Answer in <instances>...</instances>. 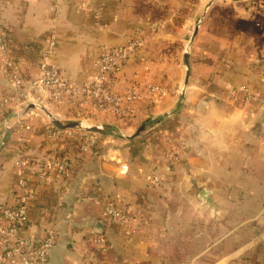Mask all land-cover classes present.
<instances>
[{
	"label": "crops",
	"instance_id": "obj_1",
	"mask_svg": "<svg viewBox=\"0 0 264 264\" xmlns=\"http://www.w3.org/2000/svg\"><path fill=\"white\" fill-rule=\"evenodd\" d=\"M194 2L189 7V0H0V26L25 82L36 76L43 60L76 84L90 82L101 48L141 37L143 50L118 80L157 82L170 89L154 107L139 104L127 124L102 115L83 119L67 106L47 108L42 123L50 122V115L63 124L111 127L110 135L100 133L96 155L87 154L81 163L73 162L72 143L48 142L37 120L19 141L15 113L22 107L10 104L4 111L0 204L15 203L18 147L33 160L67 154L72 161L67 180L37 192L20 234L53 232L49 264L92 259L90 237L97 222L103 223L109 246L99 264H264V39L246 36L241 48L235 45L229 56L216 57L209 39L221 51L233 43L211 29L204 33L198 15L203 0ZM1 66L0 59V99L10 92ZM243 85L257 96L250 104L231 97ZM147 140L156 146L149 153L142 148ZM172 147L179 152L176 161H171ZM123 165L126 174H121ZM151 176L162 179L159 187L149 186ZM202 191L210 205L200 200ZM109 201L135 215L130 233L101 219Z\"/></svg>",
	"mask_w": 264,
	"mask_h": 264
},
{
	"label": "built area",
	"instance_id": "obj_2",
	"mask_svg": "<svg viewBox=\"0 0 264 264\" xmlns=\"http://www.w3.org/2000/svg\"><path fill=\"white\" fill-rule=\"evenodd\" d=\"M144 44L145 40L138 37L123 46L101 48L92 65L93 79L84 84L68 80L59 68L45 60L38 64L36 76L25 82L19 62L9 51L6 33L0 26L1 67L10 83L9 95L0 99V117L10 104L22 107L21 112L15 113V124L21 132L19 141L23 133L32 129L35 120L42 123L41 116L48 114L49 107L67 106L78 111L76 115L84 112L85 115L81 116L83 119L102 115L124 124L132 122L139 104L154 107L170 90L157 82L128 80L121 83L118 80L129 60L138 56ZM140 60L144 65L145 60ZM230 94L233 99L239 98L242 105L251 103L257 97L245 85L232 90ZM4 126L8 128L7 122ZM40 128L48 142L74 143L77 152L73 155V162L76 163H81L101 143V135L87 128L61 130L51 122L42 123ZM171 153V161H176L177 156L172 148ZM71 162L66 157L33 160L23 154L22 148L15 150V203L13 206L0 204V264H49V252L55 245L53 232L44 230L38 237H22L20 234L28 224L27 209L36 199L37 192L54 182L67 180ZM126 173L127 165H123L121 174ZM147 182L155 188L161 185L162 179L151 176ZM101 219L130 233L135 215L130 209L109 201L101 210ZM90 243L93 256L86 264H99L100 258L108 252L107 241L103 234L93 233Z\"/></svg>",
	"mask_w": 264,
	"mask_h": 264
},
{
	"label": "rangeland",
	"instance_id": "obj_3",
	"mask_svg": "<svg viewBox=\"0 0 264 264\" xmlns=\"http://www.w3.org/2000/svg\"><path fill=\"white\" fill-rule=\"evenodd\" d=\"M189 1V7L195 4V0ZM244 1L246 3H243ZM198 11V15L201 17V25L203 23L202 27L205 30L207 29L204 31V33H207L211 29V31H213L212 33H214L217 38L225 40L229 39L228 41L233 43L232 46L227 47L224 51H221L219 47L216 46V43H213V39H209L210 45H208L213 51L212 53L215 54L216 57L218 56L220 59L223 58V54L224 56H229L232 50L236 51L235 45L241 48L246 36H250L245 33V29L248 28L249 24L245 23V18L249 17L250 15L252 16V19L257 17L254 21L258 25L257 30L261 29L264 32V0H203V3L198 5ZM208 12H211V15L209 19L205 21L204 19L206 14L208 15ZM190 45L191 42L189 44V53ZM239 100L240 99L238 98V101ZM153 146L156 147L152 142H149L142 148L144 152L146 151L149 153L150 150L148 149L154 148ZM172 150H174L175 156H177L179 153L178 149L172 147Z\"/></svg>",
	"mask_w": 264,
	"mask_h": 264
},
{
	"label": "water",
	"instance_id": "obj_4",
	"mask_svg": "<svg viewBox=\"0 0 264 264\" xmlns=\"http://www.w3.org/2000/svg\"><path fill=\"white\" fill-rule=\"evenodd\" d=\"M231 1H234V0H231ZM196 33V32H195ZM188 54H185L184 55V64H185V69H186V80H188L189 78V75H190V69H189V60H188ZM50 122L52 123L53 126H55L56 128L58 129H61V130H64V129H78V128H87L89 131H93V132H97V133H102L103 130H106V129H111V127L109 126H103V125H97V126H94L93 128H88V127H85L83 126L80 122H76V123H61L59 121H57L56 119H54L52 116H48ZM143 128H140L139 132L142 131ZM200 200L206 204H211V200L209 198H207V192L206 191H202L200 193ZM103 223L101 222H97L95 224V227L93 229V233L97 234V235H102L103 234Z\"/></svg>",
	"mask_w": 264,
	"mask_h": 264
},
{
	"label": "trees",
	"instance_id": "obj_5",
	"mask_svg": "<svg viewBox=\"0 0 264 264\" xmlns=\"http://www.w3.org/2000/svg\"><path fill=\"white\" fill-rule=\"evenodd\" d=\"M245 23H249L248 24V28H246L245 29V33L246 34H248V35H252V36H254V35H261V37L264 39V32H263V30H261V29H259V30H257V28H258V25L254 22L253 23V21L252 22H246L245 21ZM6 39H7V42H8V47H10V42H9V39H8V34L6 33ZM12 48H13V46H12ZM83 115H85L84 114V112H81V113H79L78 114V116L79 117H81V116H83ZM87 115H89V114H87ZM111 134V131L110 130H108V129H106V130H103V132L101 133V135H110ZM71 145V148H72V154L74 155L76 152H77V150H76V148H75V144L74 143H72V144H70ZM97 151H98V149H95V150H93V153H95L94 155H96V153H97ZM67 156V154L66 155H61V156H58L59 158H64V157H66ZM107 203H105L104 204V206L106 205Z\"/></svg>",
	"mask_w": 264,
	"mask_h": 264
}]
</instances>
